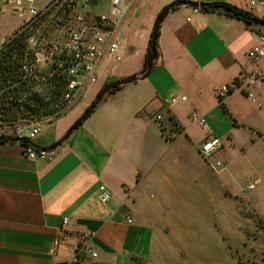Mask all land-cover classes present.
<instances>
[{"label":"crops","instance_id":"0c3cea01","mask_svg":"<svg viewBox=\"0 0 264 264\" xmlns=\"http://www.w3.org/2000/svg\"><path fill=\"white\" fill-rule=\"evenodd\" d=\"M48 1L36 0V5ZM76 2L90 14L109 9L108 0L98 5L91 0ZM173 2L135 0L130 5L121 25L120 59L105 57L96 79L65 111L39 124L34 145L53 150L51 160H29L16 140L0 144V264H65L83 233L91 235L96 257L82 256L77 264L147 262L157 245L164 251L170 242L176 249H185L189 234L199 239L202 233L196 230V218L207 221L228 215L226 205L218 208L217 198L231 197L228 167L238 169L240 155L242 165H259L255 167L264 173V137L250 131L264 119V84L249 88L253 103L260 102L258 115L250 111L251 100L241 92L231 93L220 104L225 111L217 102L219 88L241 73H264V54L256 61L247 57L258 44V34H264V25H246L219 12H204L200 5L224 2L260 20L264 9L250 11L247 0L179 4L160 22L157 57L143 77L144 52L130 32L133 22L147 20L143 29L147 41L158 12ZM18 26L13 11L2 10L0 43ZM131 75L137 79L106 95L65 136L103 84ZM191 113L205 119L207 130L190 120ZM155 115L162 117L161 125ZM166 131L176 136L168 140ZM212 135L222 142L214 153L225 159L219 171H213L198 152ZM254 179L264 183L261 176ZM101 185L110 195L105 203L98 200ZM245 188H240L242 196H247ZM63 218L68 219L66 225ZM210 224L208 232L215 239L216 224ZM194 241L191 247H202Z\"/></svg>","mask_w":264,"mask_h":264},{"label":"built area","instance_id":"2783aa9c","mask_svg":"<svg viewBox=\"0 0 264 264\" xmlns=\"http://www.w3.org/2000/svg\"><path fill=\"white\" fill-rule=\"evenodd\" d=\"M74 1L76 0H50L43 6H37L36 0H0V12L4 9H10L20 20V26L16 32L2 38L0 43V50L10 45L16 46L18 43L22 45L21 57L18 61L20 72L18 79H21L23 75H26L30 80L40 81L45 79L47 86L52 88L50 91L51 98H59L67 105H70L76 99L89 82L96 79L98 66L105 57L108 56L115 61L120 59L121 25L130 5L135 0H108V12L90 14L86 11L85 15L79 13L75 16V20L80 26L76 29L67 27L65 39L60 41L48 39L49 27L47 26L50 23H56L57 20L50 17L51 13L63 6L64 9L73 8ZM91 1L94 5L103 2V0ZM174 1L188 2V0ZM247 3L250 11L256 8L264 9V2L247 0ZM23 49H25L24 52ZM16 50H13L14 53H16ZM25 54L29 57V63L27 64L22 63ZM263 54L264 34L261 33L258 34V44L247 53V57L252 61H256ZM16 55L14 54L12 58ZM257 83L264 84L263 72L256 70L251 73H241L233 82L219 88L217 91L219 104H222L223 100L233 92L244 93L249 100L255 102L254 95L249 92V88ZM182 99L184 100V98ZM164 102L168 104L169 100L165 99ZM56 116L58 114H55L54 117ZM51 117H49V120L54 118ZM189 118L202 129L207 130L206 121L202 116L191 113ZM154 120L161 125L162 117L160 115H155ZM39 132V123L30 121L25 126L17 127L10 139L22 144L23 152L29 160H51L54 155L53 150L34 145V139ZM165 135L168 140H172L176 136L171 131H166ZM22 140L25 142L22 143ZM221 146V140L213 137L202 142L198 149L201 158L208 162L213 171L224 168L221 162L210 161L212 155ZM257 183L258 180L256 179L248 184L243 190V195H248ZM109 199L110 195L106 187L104 185L99 186L98 200L105 203ZM67 222L68 219L63 218L62 224L66 225ZM127 222L130 223L131 219L127 218ZM90 240L91 235L89 233L80 235L79 243L73 246L74 256L65 264H77L81 261L82 256L95 258L96 252L92 249Z\"/></svg>","mask_w":264,"mask_h":264},{"label":"rangeland","instance_id":"374dc122","mask_svg":"<svg viewBox=\"0 0 264 264\" xmlns=\"http://www.w3.org/2000/svg\"><path fill=\"white\" fill-rule=\"evenodd\" d=\"M79 13L86 14L76 1H74L73 8L64 9L63 6L61 9L53 11L50 17L57 20L56 23H50L47 26L49 27L48 39L52 41L65 39L67 27L76 29L80 26L75 20V16ZM149 13L150 10L148 9L145 14L148 15ZM156 17L153 26L157 21ZM146 21L144 17L134 21L130 31L134 33L132 36L136 41L139 39L142 50L145 48L144 51L141 50L144 52V57L152 32V30L149 31L146 41L145 34L143 37ZM6 28L7 26L3 30ZM16 30L7 36L12 35ZM24 51L25 49H23ZM22 63H29L27 54H25ZM32 80L34 79L30 80L26 75H23L21 79H8L0 84V138L10 139L17 127L25 126L30 121L41 124L49 120V117H54L55 114H62L69 106L59 98H51L50 91L52 88L47 86L45 79ZM217 102H219L218 98ZM249 103L250 111H253L254 115H258L261 111L258 103L251 101ZM220 107L225 111L222 105ZM239 126L243 127L241 122H239ZM250 131L264 137V119H259L258 125L250 127ZM212 156V161H219L224 165L225 159L222 156H217V154ZM235 165H239V167L235 166L238 169L228 167L229 182L232 181L231 186L230 183L228 185L231 197L227 194L225 197L219 196L217 198L218 208L226 205L228 215H218V218L216 216L214 220L209 219L207 221L196 218V230L202 232L199 239L193 234H189L185 240V249H176L170 242L171 247L163 251L157 245L151 259L147 262H141V264H264V183L256 184L247 196L240 194V188L252 183L257 176L264 178V173L255 167L259 165H254L253 168L242 165L241 155ZM212 222L217 227L214 229L216 232L215 239H212L214 234L212 233L211 236L208 232L210 228L208 225ZM180 238L182 241L184 236H180ZM193 238H196L193 245L197 243L198 247L202 246L201 248L190 246ZM162 257L167 260H160L159 258Z\"/></svg>","mask_w":264,"mask_h":264},{"label":"trees","instance_id":"16d2710c","mask_svg":"<svg viewBox=\"0 0 264 264\" xmlns=\"http://www.w3.org/2000/svg\"><path fill=\"white\" fill-rule=\"evenodd\" d=\"M182 2L174 1L173 3L164 6L157 14L156 23L150 34L147 50L145 52L144 63L142 68L143 77L146 76L153 67L154 60L157 57V38L159 35L160 22L167 16V14L175 9ZM200 10L204 12H219L225 14L234 19L244 22L246 25H251L252 23H260L264 25V20H260L254 17L250 12L243 11L237 7L230 5L228 3H207L201 4ZM21 44H16V46H8L5 49L0 50V84L8 79H18L20 76L18 61L20 60L21 54ZM17 49V50H16ZM13 50H16L14 53ZM14 54L16 57L12 58ZM137 79L136 75H131L126 78L118 79L113 82H106L103 84L101 89L97 92L94 99L90 105L85 109L83 114L71 125V127L66 132L65 136H68L71 132L76 130L96 109L98 104L105 98L106 95L113 94L120 90L125 84L135 81ZM223 106V105H222ZM14 139H4L0 138V144L12 141ZM22 143L25 141L22 140ZM135 264H141V262L136 261Z\"/></svg>","mask_w":264,"mask_h":264}]
</instances>
